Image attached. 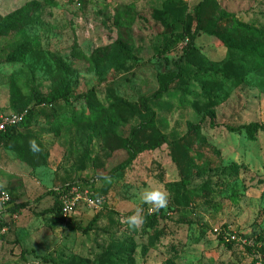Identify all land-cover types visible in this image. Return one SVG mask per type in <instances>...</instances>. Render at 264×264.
<instances>
[{
    "label": "rangeland",
    "instance_id": "1",
    "mask_svg": "<svg viewBox=\"0 0 264 264\" xmlns=\"http://www.w3.org/2000/svg\"><path fill=\"white\" fill-rule=\"evenodd\" d=\"M199 2L0 0V112L21 116L33 110L18 136L0 141V191L25 204L17 219L0 208V264L263 259L264 131L249 139L244 130L230 129L264 126V76H244L243 70V76L224 77L229 52L215 46V32L242 44L246 38L235 36L234 18L264 36V0H205V30L194 40L198 53L183 61L180 80L156 97L159 76L176 71L173 61L185 42L168 47L170 38L153 14L166 9L174 32H181ZM121 48L130 58H122ZM65 83L68 103L34 105L33 93L45 97ZM90 91L94 97L87 107ZM30 139L40 153L29 150ZM101 174L111 183L99 181ZM91 180L90 191L102 204L80 205L67 224L54 220L48 191ZM149 183L167 188V207L174 212L150 224L153 213L145 204V223L130 229L121 217L140 204L139 193ZM215 230L261 238L263 252L253 255L238 242L221 243Z\"/></svg>",
    "mask_w": 264,
    "mask_h": 264
},
{
    "label": "trees",
    "instance_id": "2",
    "mask_svg": "<svg viewBox=\"0 0 264 264\" xmlns=\"http://www.w3.org/2000/svg\"><path fill=\"white\" fill-rule=\"evenodd\" d=\"M205 0H202V2H199L196 6L193 8V13L191 17L188 20H184L183 28L181 32H174L175 28L172 22L169 21L167 10L162 8L161 10L156 11L153 16L157 22L160 23V25L164 29V34L166 36H169L170 41L167 42L169 45L171 44H177L178 42H185L183 53L180 55L179 58H177L175 61H173V66L175 67V72H170V74H164L159 76V81L162 84V87L157 92L156 97H160L165 91H167L171 85L177 83V81L180 80L184 73V67H183V61L186 59L192 58V56L196 53H198V49L195 46L194 40L196 35L204 31L205 29L202 26L201 21V14L200 9L203 5ZM192 21V22H190ZM190 23H193L192 26H190ZM232 25L234 28L235 33L242 38H246V40L239 45L232 44L228 40H225L223 37H230V36H223L219 37V32H215L216 37L220 41L219 44H216L215 46H223L227 47V52H229V60L227 61V64H224L221 67V72H223L224 77L228 76H243L242 72L243 70L246 72L244 76H264V36H260L259 32L252 27H248L247 25L239 22L238 20L232 18ZM186 26V27H185ZM227 38V39H228ZM257 38L260 41L259 44H255L253 39ZM259 42V41H258ZM26 47V46H25ZM25 47H21V49L25 50ZM167 47V49H168ZM165 48V51L167 50ZM121 56L123 59L130 58L129 53L124 49L121 48L119 50ZM164 52V51H163ZM203 58V57H202ZM255 74H254V73ZM71 95L70 92V86L68 83L62 85L61 87H58L51 91L47 96L41 97L38 93H33V99H34V105H44V106H53L55 103L59 101H64L65 103H68V99ZM85 97L87 100V107H92L90 101L93 100V92H87L85 94ZM143 108L148 110L146 107L145 102L142 103ZM125 105L121 104H115L113 105L114 108H118L119 110L125 109ZM33 110L28 109L25 114L21 117V120L18 121L16 124L12 125L11 127H8L4 132H0V141H7L9 140L12 135L18 136V130L19 129H25L32 118ZM209 115V114H207ZM139 130V127L132 130V135L136 134V132ZM242 130L245 131V135L249 139L254 138V134L257 133L258 130L264 131V126L260 127L257 124H248L246 126L236 128V129H230V131L238 132L240 133ZM190 135V131H188L184 138ZM159 141L164 140V136L160 135L158 136ZM159 145V142L156 144L149 146L148 148H155ZM140 149L142 147L140 146ZM185 183V182H184ZM72 185H80L81 187L92 189L91 186L93 185V181L89 182H70L63 186H60L57 189L49 190L48 194H51L54 196V204L52 208L48 211L52 212L54 214V220L59 222L60 224H67L70 222V220L73 217V214L70 215L67 219H64L61 215V205L59 202V194L62 192V190L72 186ZM8 192V191H6ZM9 193V192H8ZM91 193L94 197H99L100 195H96L92 192ZM25 204H15L12 201V198L10 202L8 203L7 207L2 210L3 213H6L7 215L11 216L12 214H19L20 209ZM174 212V208L172 207H165L163 209H160L158 212H153L151 216H148V221L150 224L154 223L156 219L158 218H166V216L169 213ZM4 222L0 221L1 230L3 228ZM135 230V229H133ZM219 241L223 243L221 239V235H217ZM254 237V238H253ZM252 239H254V249L249 246H245L244 248L249 252V254H255V251L262 253L263 250L258 247V244L262 241L261 238H257L253 236ZM228 245V243H226ZM262 251V252H261ZM253 254V255H254ZM263 259L258 260V258H254L252 260L251 264H264V255H262ZM112 263V262H111Z\"/></svg>",
    "mask_w": 264,
    "mask_h": 264
},
{
    "label": "built area",
    "instance_id": "3",
    "mask_svg": "<svg viewBox=\"0 0 264 264\" xmlns=\"http://www.w3.org/2000/svg\"><path fill=\"white\" fill-rule=\"evenodd\" d=\"M21 116L11 113H1L0 112V132H4L8 127L16 124L21 120ZM11 200V196L6 191H0V208L3 210L7 207ZM59 202L61 205V215L64 219H67L70 215L74 214L78 207L84 206L86 208H97L99 207L103 199L101 197H94L89 188L81 187L80 185H72L60 192ZM13 219H17V214H12L10 216ZM5 231V228H2ZM216 234L221 235V239L224 243H234L238 242L243 246H249L254 249V239L247 238L245 236H239L230 231L217 232Z\"/></svg>",
    "mask_w": 264,
    "mask_h": 264
},
{
    "label": "clouds",
    "instance_id": "4",
    "mask_svg": "<svg viewBox=\"0 0 264 264\" xmlns=\"http://www.w3.org/2000/svg\"><path fill=\"white\" fill-rule=\"evenodd\" d=\"M29 150L33 154L42 151L40 145L35 139L29 140ZM97 179L104 183H111L112 178L107 174L97 176ZM170 193L163 184L149 183L139 193L140 204L131 210V214L122 216L120 223L126 224L130 229L140 228L145 223V209L143 205H150L148 213L158 212L160 209L167 207Z\"/></svg>",
    "mask_w": 264,
    "mask_h": 264
},
{
    "label": "crops",
    "instance_id": "5",
    "mask_svg": "<svg viewBox=\"0 0 264 264\" xmlns=\"http://www.w3.org/2000/svg\"><path fill=\"white\" fill-rule=\"evenodd\" d=\"M0 159H1V152H0ZM2 165H1V160H0V169H1Z\"/></svg>",
    "mask_w": 264,
    "mask_h": 264
}]
</instances>
